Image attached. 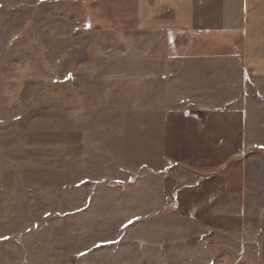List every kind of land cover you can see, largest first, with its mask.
<instances>
[{"label": "rangeland", "instance_id": "1", "mask_svg": "<svg viewBox=\"0 0 264 264\" xmlns=\"http://www.w3.org/2000/svg\"><path fill=\"white\" fill-rule=\"evenodd\" d=\"M156 2L0 0V264H264L192 103L218 106V56Z\"/></svg>", "mask_w": 264, "mask_h": 264}, {"label": "crops", "instance_id": "2", "mask_svg": "<svg viewBox=\"0 0 264 264\" xmlns=\"http://www.w3.org/2000/svg\"><path fill=\"white\" fill-rule=\"evenodd\" d=\"M155 5L156 26L160 23L171 37L185 36L188 57L213 61L218 56L219 66L209 67L224 76L218 106L192 103L219 119L218 134L211 131L218 135L219 164L228 170L226 180L235 175L229 182L242 200L243 226L258 227L264 214V89L258 86L264 78V0H157ZM228 69L237 77L227 81ZM180 113L190 118L185 110ZM200 127L206 134L208 129Z\"/></svg>", "mask_w": 264, "mask_h": 264}, {"label": "snow or ice", "instance_id": "3", "mask_svg": "<svg viewBox=\"0 0 264 264\" xmlns=\"http://www.w3.org/2000/svg\"><path fill=\"white\" fill-rule=\"evenodd\" d=\"M129 223H131V221H129Z\"/></svg>", "mask_w": 264, "mask_h": 264}]
</instances>
